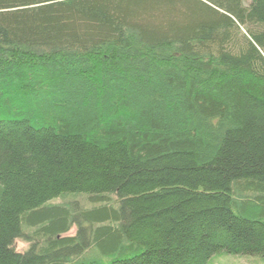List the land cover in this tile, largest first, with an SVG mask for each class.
Wrapping results in <instances>:
<instances>
[{
    "label": "trees",
    "instance_id": "16d2710c",
    "mask_svg": "<svg viewBox=\"0 0 264 264\" xmlns=\"http://www.w3.org/2000/svg\"><path fill=\"white\" fill-rule=\"evenodd\" d=\"M219 254L264 262V0H0V264Z\"/></svg>",
    "mask_w": 264,
    "mask_h": 264
},
{
    "label": "rangeland",
    "instance_id": "374dc122",
    "mask_svg": "<svg viewBox=\"0 0 264 264\" xmlns=\"http://www.w3.org/2000/svg\"><path fill=\"white\" fill-rule=\"evenodd\" d=\"M73 234L74 230L72 229L67 236H72ZM15 247L17 251L27 248L21 242H17ZM209 264H264V262L257 256H230L227 254H219L214 256Z\"/></svg>",
    "mask_w": 264,
    "mask_h": 264
}]
</instances>
